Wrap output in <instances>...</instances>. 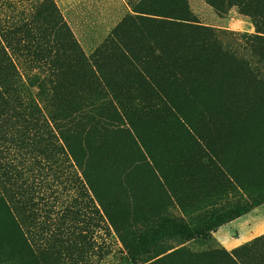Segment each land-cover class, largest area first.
Instances as JSON below:
<instances>
[{"label": "rangeland", "instance_id": "rangeland-1", "mask_svg": "<svg viewBox=\"0 0 264 264\" xmlns=\"http://www.w3.org/2000/svg\"><path fill=\"white\" fill-rule=\"evenodd\" d=\"M42 1L0 0V25L29 19ZM223 2L82 0L65 10L57 6L83 51L107 59V85L121 96L100 109L90 90L97 84L90 87L80 74L76 89L73 76L63 90L64 109L93 99L99 122L107 125L74 139L84 151L77 163L67 157L64 166L80 178L50 176L48 186L46 128L35 130L32 119L19 121L0 108V264H264V231L251 235L245 225L219 240L220 227L213 228L226 208L264 206V0ZM127 16L153 20L125 21L134 40L162 29L166 39L177 38V22L214 29L253 71L225 62L214 74L207 69L196 75L170 101L157 99L133 83L140 74L120 67L115 50L99 48ZM183 16L190 21L176 19ZM167 41L163 48L173 54ZM137 44L128 48L148 59L139 65L158 74L151 49ZM162 71L167 83L174 68ZM205 153L215 154L226 174L209 166ZM100 201L115 228L99 218Z\"/></svg>", "mask_w": 264, "mask_h": 264}, {"label": "trees", "instance_id": "trees-1", "mask_svg": "<svg viewBox=\"0 0 264 264\" xmlns=\"http://www.w3.org/2000/svg\"><path fill=\"white\" fill-rule=\"evenodd\" d=\"M232 1L224 0L223 4L232 5ZM43 12L48 17V21L41 20ZM176 19L190 21L188 16L176 17ZM126 20L153 21L140 16H127L119 27L105 38L99 48L115 50L113 57L120 67H133L130 70L140 74V79L133 80V83L149 88L156 93L157 99L170 101L175 92L189 87L197 79L196 75H202L207 69L214 74L224 66L225 62H238L246 67L247 71H253L254 66L220 38L214 29L177 22L172 24L174 28L181 29V34L177 38L166 39L162 29L153 38L141 31V34L146 36L134 40L125 32ZM8 24L0 25V108L9 111L19 121L32 119L37 123L35 130L46 128V186H48L47 179L53 178L57 181L64 175L76 181L80 177L71 174L73 172L71 170L66 173L65 170L70 167L64 166L67 157L75 160L78 154L84 151V147L80 149L74 143V139L84 131L85 135H88L93 127L101 123L107 125V122H99L101 113L95 111L94 97L99 98L100 109H105L113 102L118 104V97L121 96V92L117 89L112 90L107 85L110 81L106 78L109 72L107 59L98 60L83 51L54 0H43L29 19L20 20L19 24ZM44 25L46 30L43 28ZM190 29L195 30L200 36L197 39L191 35L183 36L185 34L183 30ZM137 41L147 44L151 49L150 53L153 56L151 58L158 68V74L145 71L141 65L145 66L144 60L148 59L137 55L135 57L134 50L128 48V45H133L135 49L138 46ZM165 41L171 44L173 54L166 53L162 45ZM134 66L137 69L133 70ZM167 67L174 68V71L169 76L170 81L165 83L163 81L165 74L162 70H166ZM80 74L89 78L90 87L97 84V90L90 89L93 92L92 100H87L80 104L81 106L67 111L63 103L64 89L68 84L73 83V76L74 79L75 76L77 77L76 89L80 88L77 84L84 79L79 76ZM129 81L131 82V78ZM106 111L108 109L104 110ZM71 139L72 142L69 143ZM204 159L209 166L226 174L215 154L205 153ZM76 166L81 170L80 165L76 164ZM81 172L85 179L84 172L82 170ZM85 181L87 182L86 179ZM9 203L15 206V202L9 201ZM99 205L97 212L99 218L115 228L117 224L109 216L106 204L100 201ZM259 205L261 204L248 205L243 202L233 208H226L216 214L213 228H219L251 212Z\"/></svg>", "mask_w": 264, "mask_h": 264}, {"label": "crops", "instance_id": "crops-1", "mask_svg": "<svg viewBox=\"0 0 264 264\" xmlns=\"http://www.w3.org/2000/svg\"><path fill=\"white\" fill-rule=\"evenodd\" d=\"M57 6L60 8L69 9L70 7L76 5L82 0H54ZM250 226L249 234H258L259 232L264 231V206L256 207L251 212L231 221L230 223L222 226L216 232L215 237L219 240L225 238L228 235L237 234L243 226ZM248 234V235H249ZM247 235V236H248ZM237 241L231 243L232 245L236 244Z\"/></svg>", "mask_w": 264, "mask_h": 264}]
</instances>
